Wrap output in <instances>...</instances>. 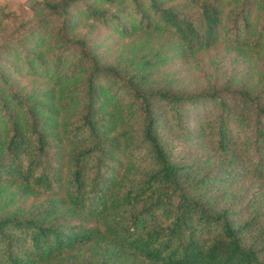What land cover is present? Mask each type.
<instances>
[{"label": "trees", "instance_id": "16d2710c", "mask_svg": "<svg viewBox=\"0 0 264 264\" xmlns=\"http://www.w3.org/2000/svg\"><path fill=\"white\" fill-rule=\"evenodd\" d=\"M32 9L33 28L0 13V264H264V0ZM79 16L148 43L103 63ZM218 44L244 59L239 85L153 78Z\"/></svg>", "mask_w": 264, "mask_h": 264}, {"label": "rangeland", "instance_id": "374dc122", "mask_svg": "<svg viewBox=\"0 0 264 264\" xmlns=\"http://www.w3.org/2000/svg\"><path fill=\"white\" fill-rule=\"evenodd\" d=\"M32 4L33 0H0V13H7L8 17L11 16L10 18L17 23L27 22L26 24L33 28L32 26H36L35 24L40 22V15L37 16V13L32 9ZM54 25L55 23L49 25V29ZM74 32L77 38L88 40L96 48L95 52L100 55L102 62L106 64L114 60L121 61L129 58L131 50L135 48V41H140L142 45L148 43L146 40L148 37L145 36L133 40L132 38L121 39L110 26L85 21L82 16L77 19ZM13 33V30L8 31L3 22H0V38L4 36L10 39ZM161 38L164 36H160L157 40L160 41ZM29 48L35 50L33 46H29ZM41 48V46L38 47L36 51H40ZM153 48L158 49V46L154 45ZM224 48L225 45L218 44L189 57H173L158 69L153 78L156 81L170 78L182 89L198 91L208 84L220 85L222 81L229 80L234 76L232 77L234 85L237 86L244 78L246 63L234 51L227 52L226 49L223 51ZM7 58L10 61L13 60L11 56H7ZM3 64L0 61V70L3 68ZM6 70L8 69L6 68ZM12 79L26 88L40 86V81L44 80L42 76L33 74L20 78L16 73L12 74ZM254 80L255 78H253ZM31 203H34V198H15L7 204H11L9 209L12 210Z\"/></svg>", "mask_w": 264, "mask_h": 264}]
</instances>
